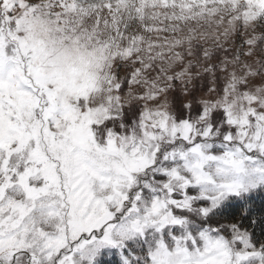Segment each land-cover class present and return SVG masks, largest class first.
Returning <instances> with one entry per match:
<instances>
[{"label":"snow or ice","instance_id":"1","mask_svg":"<svg viewBox=\"0 0 264 264\" xmlns=\"http://www.w3.org/2000/svg\"><path fill=\"white\" fill-rule=\"evenodd\" d=\"M0 264H264V0H0Z\"/></svg>","mask_w":264,"mask_h":264}]
</instances>
